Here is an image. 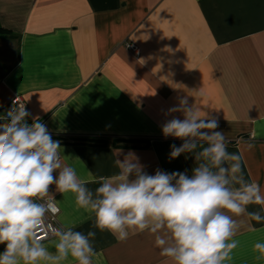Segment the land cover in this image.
Masks as SVG:
<instances>
[{"label":"crops","instance_id":"crops-1","mask_svg":"<svg viewBox=\"0 0 264 264\" xmlns=\"http://www.w3.org/2000/svg\"><path fill=\"white\" fill-rule=\"evenodd\" d=\"M0 27L12 35L0 39V113L21 96L28 122L39 117L91 190L118 172V150L134 152L149 174H191L194 157L170 159L182 141L162 133L183 119L168 110L186 96L218 121L245 179L264 191V0H0ZM50 190L58 227L96 232L93 264H164L147 231L118 241L93 227L74 194ZM235 219L229 264H264L253 247L264 242V222Z\"/></svg>","mask_w":264,"mask_h":264},{"label":"clouds","instance_id":"clouds-1","mask_svg":"<svg viewBox=\"0 0 264 264\" xmlns=\"http://www.w3.org/2000/svg\"><path fill=\"white\" fill-rule=\"evenodd\" d=\"M168 111L183 115L162 126L166 138L182 141L170 146L169 158L192 155L191 174L160 169L149 174L134 152L118 150V172L100 177L93 191L64 163L60 141L39 117L29 123L25 104L14 100L0 116V264H65L70 258L93 264L95 231L46 223L49 214L59 212L53 185L57 193L74 194L78 209L94 218L93 227L118 241L146 231L153 235L164 264H229L239 245L235 217L264 222V191L245 179L242 155L228 152L215 118L201 116L186 96ZM249 205L261 209L249 212ZM45 238L52 239L54 252ZM253 247L259 252L256 259H264V242Z\"/></svg>","mask_w":264,"mask_h":264},{"label":"built area","instance_id":"built-area-1","mask_svg":"<svg viewBox=\"0 0 264 264\" xmlns=\"http://www.w3.org/2000/svg\"><path fill=\"white\" fill-rule=\"evenodd\" d=\"M127 49L129 50V51H131L132 53H134V54H138L139 53V49L135 46V45H127ZM18 100L19 102H21V103H24L25 104V106H26V109H27V105H26V103H25V101L23 100V98L21 97V96H14L13 97V99H12V101H11V107H12V105H13V101L14 100ZM58 214H59V212L58 213H56V214H49L48 216H47V218H46V223H50V224H52L54 227H58V225H57V216H58ZM51 238H45L44 239V242L45 241H48V240H50ZM1 246V245H0Z\"/></svg>","mask_w":264,"mask_h":264},{"label":"trees","instance_id":"trees-1","mask_svg":"<svg viewBox=\"0 0 264 264\" xmlns=\"http://www.w3.org/2000/svg\"><path fill=\"white\" fill-rule=\"evenodd\" d=\"M11 38H12V35H10V32L0 27V39L7 40Z\"/></svg>","mask_w":264,"mask_h":264},{"label":"water","instance_id":"water-1","mask_svg":"<svg viewBox=\"0 0 264 264\" xmlns=\"http://www.w3.org/2000/svg\"><path fill=\"white\" fill-rule=\"evenodd\" d=\"M6 115V113H0V116Z\"/></svg>","mask_w":264,"mask_h":264}]
</instances>
